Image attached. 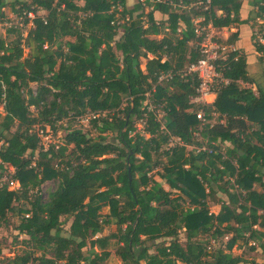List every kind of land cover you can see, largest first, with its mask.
I'll use <instances>...</instances> for the list:
<instances>
[{
  "label": "trees",
  "instance_id": "trees-1",
  "mask_svg": "<svg viewBox=\"0 0 264 264\" xmlns=\"http://www.w3.org/2000/svg\"><path fill=\"white\" fill-rule=\"evenodd\" d=\"M127 3L0 0V26L7 7L35 14L26 37L13 27L0 37V178L8 165L19 183L0 187V228L16 218L29 249L4 264H105L112 240L122 264H243L236 245L264 253V0H210L206 10L157 3L148 12ZM199 16L214 29L249 26L262 67L250 77L238 32L224 41L240 54L215 63L218 117L201 130L190 103L198 80L188 72L201 58ZM88 114L94 139L70 128ZM38 127L64 131L62 145L42 151ZM197 132L219 146L187 149L199 146Z\"/></svg>",
  "mask_w": 264,
  "mask_h": 264
},
{
  "label": "built area",
  "instance_id": "built-area-1",
  "mask_svg": "<svg viewBox=\"0 0 264 264\" xmlns=\"http://www.w3.org/2000/svg\"><path fill=\"white\" fill-rule=\"evenodd\" d=\"M189 4H185L182 0H179L176 3H173L171 0H134V2H138L143 8L145 12L151 11L153 6L157 3H162L166 5H170L173 8L186 9L188 6L196 7L205 5L204 10L207 9L209 1H193L188 0ZM120 10V8H118ZM40 14V13H38ZM35 14L32 12H23L22 15L16 16L14 20H10L6 22V26L9 28L13 27L14 29H18L22 35V37H26L27 32L33 26L32 20L34 19ZM127 19V18H126ZM205 20L203 17H195L192 20V24L194 26V32L197 38L200 39L199 42H196L198 52L201 55V58L194 64L190 65L188 68V72L194 74L197 77L198 85L195 89V96L190 98V103L199 107L197 112L195 113L196 120L198 122V129L201 130L206 125H213L215 123V119L218 117V114L213 109V103L215 100V91L214 86L216 81L221 79L220 73L217 71L215 63L218 61H224L225 58L230 54H235L236 57L234 60L238 59V55L240 54L238 48L233 44H227L224 41L218 42L213 41V35H216L215 29L211 26L210 23L204 24ZM167 30V29H166ZM180 30L178 29L177 32ZM262 42V41H261ZM169 78V74L160 75L158 81L167 80ZM223 81V80H221ZM225 84L226 81H223ZM149 97V94L146 95ZM206 108L210 110L207 113ZM94 118L92 114L85 115L83 117L77 118V122H89V119ZM222 123V121H220ZM142 125H138V129H141ZM163 129V127L161 128ZM59 132V131H58ZM58 132L54 133L49 127L46 128H36L37 136L40 140V146L42 151L46 152L48 149L53 148L57 150L62 145V140L56 139ZM196 141L199 143V146H188L187 149L195 150L196 152H206L211 154L213 151L212 146H219V144L212 142L211 147L207 146L204 143L198 132L194 133ZM177 143H182L176 139ZM4 169L6 170V174H4L0 178V187L5 186L7 190L14 191L19 189V183L15 180L10 179L9 173L13 172V169L4 165ZM232 183L233 181L230 180ZM207 190V189H206ZM233 190H237V186H233ZM256 228V227H254ZM252 246H256L255 242H251Z\"/></svg>",
  "mask_w": 264,
  "mask_h": 264
},
{
  "label": "rangeland",
  "instance_id": "rangeland-1",
  "mask_svg": "<svg viewBox=\"0 0 264 264\" xmlns=\"http://www.w3.org/2000/svg\"><path fill=\"white\" fill-rule=\"evenodd\" d=\"M134 3H135L134 0L130 1L128 3V7H131ZM5 14L7 17L6 22L10 20H14V18L16 17L15 14L11 12L9 7L5 9ZM6 22L0 26V37H3V38L7 37L8 27L6 26ZM223 36H225V31L220 30L218 31V33H216V35H213V41L222 42ZM11 37L12 35L8 36V38H11ZM253 63H254V70L258 71L259 66H258L257 60L254 59ZM143 65H144V60H142V65H141L142 68H143ZM31 88L35 90V85L34 84L31 85ZM0 110H2V107H0ZM62 126L65 127L66 124L64 123L62 124ZM70 128L80 129L89 138H92V139L98 137V134L90 128L88 122H84V123L76 122V123L71 124ZM63 137H64V131L61 130L58 132L56 139L62 140ZM154 173H153L154 179L160 182L165 190H170L168 185L163 180L159 179L158 175ZM54 188H55L54 181H49V182L44 183L40 188V193L42 195V198L46 200L48 193L52 191ZM175 191L176 190H174L173 192ZM187 204L188 203L186 201L184 206L187 207L188 206ZM208 207L211 212L218 209V205L211 203V202L208 204ZM106 211L107 210L105 209L102 212L105 213ZM17 223H18V220L16 218H9L8 224L0 228V249H1L0 264H4L7 261V259L13 258L14 256H22L25 254V252L29 251L28 245H25L23 243V241L26 240V237L22 235H18V232L15 230ZM69 224L70 222L68 223L65 222L62 228L64 230H67L69 227ZM115 231H116L115 225H111L105 228L102 235H108L110 233H114ZM183 238H184V235L181 234L180 239L183 240ZM116 247H117L116 241L112 240L110 243V246L108 247V250L110 251L111 255L105 261V264H122L121 259L114 253ZM36 253L38 255L40 254V252H36ZM150 253H153V252L151 251ZM232 253L237 256H241L244 261L243 264H264V253H261L260 250L258 252L250 253V249L248 246H245L243 248V246L236 245L233 248Z\"/></svg>",
  "mask_w": 264,
  "mask_h": 264
},
{
  "label": "crops",
  "instance_id": "crops-1",
  "mask_svg": "<svg viewBox=\"0 0 264 264\" xmlns=\"http://www.w3.org/2000/svg\"><path fill=\"white\" fill-rule=\"evenodd\" d=\"M130 1H132V0H128V3ZM128 3H127V5H128ZM220 30L225 31V36H223V39H222L223 41L228 39V37L232 33L238 32L239 40L237 42V45H238L239 48H241L243 50V53L245 55L246 63H247V72L250 75V77H254L255 74H258V72H260L262 67H261L260 63L258 62L257 55L255 54V52H253L251 44H250L251 37H252V34H253L251 28H249V26H247V25H243V26H241L239 28L233 26V27H229V28H223V29H220ZM220 30L219 29H215V32L218 33V31H220ZM165 33H168V31L165 30V31H163V33L161 35L155 36L153 38L160 39ZM261 41H262V39H260V42ZM254 59H256L257 62H258V66H259L258 67V71L254 70V63H253ZM141 69L142 70L144 69V65H143V68L141 67ZM241 85L243 87L244 86L250 87L253 91H255V87H253V86L245 85V84H241ZM219 209H220V207L218 205V209L215 210V211H212V213L217 214L219 212ZM258 251H259V249L256 250L255 252H258Z\"/></svg>",
  "mask_w": 264,
  "mask_h": 264
},
{
  "label": "water",
  "instance_id": "water-1",
  "mask_svg": "<svg viewBox=\"0 0 264 264\" xmlns=\"http://www.w3.org/2000/svg\"><path fill=\"white\" fill-rule=\"evenodd\" d=\"M131 180V176H130V174H129V181Z\"/></svg>",
  "mask_w": 264,
  "mask_h": 264
}]
</instances>
